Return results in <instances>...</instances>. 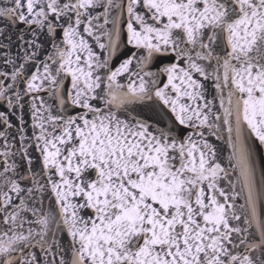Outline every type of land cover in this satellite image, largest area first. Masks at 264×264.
<instances>
[{
	"label": "snow or ice",
	"instance_id": "obj_1",
	"mask_svg": "<svg viewBox=\"0 0 264 264\" xmlns=\"http://www.w3.org/2000/svg\"><path fill=\"white\" fill-rule=\"evenodd\" d=\"M0 264H264V0H0Z\"/></svg>",
	"mask_w": 264,
	"mask_h": 264
}]
</instances>
